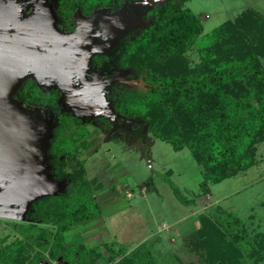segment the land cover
<instances>
[{"label": "trees", "instance_id": "1", "mask_svg": "<svg viewBox=\"0 0 264 264\" xmlns=\"http://www.w3.org/2000/svg\"><path fill=\"white\" fill-rule=\"evenodd\" d=\"M113 1L57 0V4L60 14L71 17L77 8L88 13ZM187 1L161 0L153 20L128 41L121 64L133 68L144 84L140 91L124 92L115 108L123 115L141 118L150 134L175 151L188 148L201 167V190L209 192V183L221 182L255 164L257 144L264 139V14L245 10L203 33ZM192 48L199 61L191 66L185 54ZM71 126L76 133L79 126ZM65 127L66 123L56 127L51 139L54 173L79 182L84 175L80 161L65 171L67 159L75 156L74 146L63 147L59 142L58 134ZM144 183L152 182L148 178ZM70 188L32 205V215L41 223L23 227L21 238L0 246V264H53L59 256L68 264L96 263L99 253L94 247L84 249L77 244L70 252L72 246L64 241L72 225L87 222L95 215L91 207L96 208L92 204L96 197L90 192L84 202L70 201L76 196ZM178 198L194 203L183 195ZM197 220L199 226L189 234L186 247L203 258V264L263 261L264 234H249L234 212L215 205L199 213ZM103 244L109 252L104 264H160L145 247L129 254L122 245L114 249L112 242ZM29 248L33 250L30 256Z\"/></svg>", "mask_w": 264, "mask_h": 264}, {"label": "rangeland", "instance_id": "2", "mask_svg": "<svg viewBox=\"0 0 264 264\" xmlns=\"http://www.w3.org/2000/svg\"><path fill=\"white\" fill-rule=\"evenodd\" d=\"M160 1L141 3L146 9L145 22L152 20ZM40 3L37 1L34 8L40 7ZM185 5L200 19L203 33L225 20L234 19L245 10L264 14V0H188ZM121 7V1L114 0L88 13L77 8L73 15L88 19L110 10L118 12ZM17 14L27 20L34 15H25L22 10ZM124 33V30L120 31L116 39ZM117 49L118 46L114 45L110 52L115 53ZM185 55L191 66L199 61L194 48ZM114 59H118L121 66V58L116 56ZM128 68L124 70V77L129 76L128 87L138 83L136 88L128 91L142 90L144 81L131 78L135 71ZM114 96L113 102L116 100ZM68 120L71 124L63 120L65 131L58 134L63 147L74 146L71 150L75 156L67 159L65 171L73 170L80 161L84 167L83 178L80 183L70 182L66 176H57L54 168H50L41 196L33 199L28 207L13 205L15 209L0 214V246L21 238L23 227L41 223L32 215L33 204L42 197L65 192L68 187L76 195L70 200H74V204L87 200L89 192L96 197L92 202L93 205L96 203V208L92 206L90 209L95 215L83 224L72 225L64 238L72 246L70 252L78 248L77 244L84 249L94 247L99 253L95 264H104L109 255L104 242L115 244L114 249L122 245L129 254L136 248L145 247L160 264H203V258L188 249L186 242L189 234L199 226L197 215L215 205L239 216L249 234H264V139L257 144L255 164L221 182L209 183L210 190L205 192L200 186L201 167L190 150L185 147L175 151L169 143L150 134L141 118L125 115L122 127H115L113 122L96 121L97 124L77 128L76 133L71 126L73 120ZM75 139L77 142L71 143ZM148 178L152 183L147 186L144 182ZM178 195L191 198L194 203H182ZM51 226L47 224L46 227ZM28 253L30 256L33 250L29 248ZM71 257L68 255L69 260ZM52 263L58 264L56 260ZM256 264H264V259Z\"/></svg>", "mask_w": 264, "mask_h": 264}, {"label": "flooded vegetation", "instance_id": "3", "mask_svg": "<svg viewBox=\"0 0 264 264\" xmlns=\"http://www.w3.org/2000/svg\"><path fill=\"white\" fill-rule=\"evenodd\" d=\"M37 1L43 6L42 14L37 15L39 19L43 22L56 19L52 24L56 37L53 33H44L40 48L36 50L39 53L37 60L30 59L36 68L13 90L9 101L0 104V108L19 122V145L31 137L27 135V128L32 132L35 123L38 124L43 134L39 135L40 143L30 147L26 154L33 158L41 174H47L54 168L51 166L55 156L50 150L51 139L64 118L73 120L79 127L97 124L96 121L124 126L122 117L125 115L116 110L115 102L138 83L128 87L129 76L124 75L129 68L120 66L119 60L114 58L122 57L128 41L149 22H145L146 9L141 4L146 0L121 2L118 12L110 10L88 19L60 14L57 0H30V4L21 5L20 10L31 15ZM50 9L55 10V17H50ZM35 10L40 11L39 8ZM122 30L124 35L116 39ZM46 37H49L47 42ZM114 45L118 49L112 53L110 50ZM133 77L138 79L135 73ZM33 91H37V96L33 97ZM85 139H88L87 135Z\"/></svg>", "mask_w": 264, "mask_h": 264}, {"label": "water", "instance_id": "4", "mask_svg": "<svg viewBox=\"0 0 264 264\" xmlns=\"http://www.w3.org/2000/svg\"><path fill=\"white\" fill-rule=\"evenodd\" d=\"M28 4L30 2L27 0H0V104L7 103L13 90L36 68L34 64L31 65L30 59L34 57L37 60L36 54L39 53L36 50L40 48L44 33H53L56 37L52 25L56 19L43 22L38 18L43 6L38 7L40 11L35 10L34 15L27 17L30 20L17 14L21 5ZM49 14L55 17V10L50 9ZM48 39L46 37L45 42ZM19 125L17 120L0 108V214L3 215L15 209L13 205L28 207L33 199L42 195L46 183V174H41L33 158L26 154L30 147L40 143L38 138L43 134L35 123L34 131L31 132L29 128L26 131L27 135H31L30 139L19 145ZM57 262L68 264L61 257Z\"/></svg>", "mask_w": 264, "mask_h": 264}]
</instances>
